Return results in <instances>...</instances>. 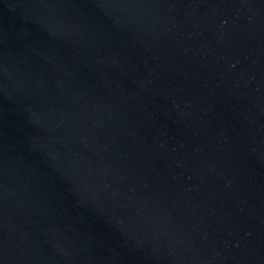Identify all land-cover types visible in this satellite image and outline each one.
<instances>
[{
  "label": "water",
  "instance_id": "obj_1",
  "mask_svg": "<svg viewBox=\"0 0 264 264\" xmlns=\"http://www.w3.org/2000/svg\"><path fill=\"white\" fill-rule=\"evenodd\" d=\"M0 264H264V0H0Z\"/></svg>",
  "mask_w": 264,
  "mask_h": 264
}]
</instances>
